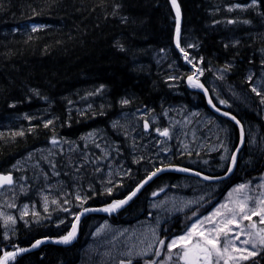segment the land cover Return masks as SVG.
Instances as JSON below:
<instances>
[{
    "label": "trees",
    "instance_id": "obj_1",
    "mask_svg": "<svg viewBox=\"0 0 264 264\" xmlns=\"http://www.w3.org/2000/svg\"><path fill=\"white\" fill-rule=\"evenodd\" d=\"M178 3L183 17L182 45L197 46L188 49L190 58L203 57L204 67L211 69L232 64L222 82L243 90L250 99V106L248 110L236 105V113L234 109L219 107L217 99L213 101L223 111L236 115L245 128L253 125V121L258 122L264 135V122L261 115H257L259 98L251 93L245 80L248 71L258 70L264 58V18L253 11L241 15L230 13L217 0H178ZM117 4L119 12L113 16V7ZM121 17H127V21L122 22ZM228 19L237 22L227 24ZM245 19L251 23L244 24ZM31 23L43 27L33 33ZM174 29V12L169 0H0V131L3 133L0 173L8 172L28 152L51 145L52 132L43 128L42 120L37 117L57 118L54 127L58 137L78 138L101 128L109 140L120 144L123 139L116 132L121 127L114 129L111 124L120 121L125 112H136L132 108H152L158 115L175 106L208 109L205 98L187 87L186 77L192 68L175 49ZM237 40L239 43L233 46ZM117 43L125 50L120 51ZM162 48L164 53L168 52L169 62L165 64L156 57ZM169 63L171 68L167 67ZM172 75L182 78L169 81ZM100 85H104L102 93L88 95ZM32 89L40 95H34ZM123 98L131 103L122 106L119 101ZM11 104L15 107H10ZM25 115L33 119L26 120ZM228 123L238 144V129L234 123ZM5 125L11 129L6 131ZM20 130L24 131V136H12ZM138 153L146 156L143 151ZM249 159L251 164L245 165L248 173L249 169L264 167L263 154L257 152L246 160ZM175 160L179 166L204 170L202 158ZM76 174L84 176V192L89 183L96 189V195L90 199L91 207H101L116 197L100 195L97 180L89 171ZM143 175L139 172L136 180ZM175 177L164 174L148 184L127 207L126 221L145 213L149 191ZM135 182H125L124 188ZM87 221L89 218L81 223L80 239L72 246L46 243L20 255L15 264H76ZM178 222L180 219L170 227L180 230L182 226ZM33 224L26 228L20 223L16 235L8 242L2 240L0 232V246L8 245L6 250H12L13 243L28 247L34 239L57 237L67 229L56 227L54 218ZM173 229L169 235L174 234Z\"/></svg>",
    "mask_w": 264,
    "mask_h": 264
},
{
    "label": "snow or ice",
    "instance_id": "obj_2",
    "mask_svg": "<svg viewBox=\"0 0 264 264\" xmlns=\"http://www.w3.org/2000/svg\"><path fill=\"white\" fill-rule=\"evenodd\" d=\"M171 8L174 12V37L173 43L175 49L178 50L182 59L192 66V71L186 77L187 86L191 89L202 92L207 97V103L222 116L228 118L234 123L238 129V145L233 149L227 147L226 141L229 139V130L227 127L220 130L225 134L221 139L217 136V140L220 141L219 148L223 149V154L220 155V161L224 162L222 166L223 175H202L200 171H192L188 167H180L172 164L167 160L168 153L171 152L169 141L173 139V134L170 132V127H174L176 124H181V121L169 122V127L161 129L159 126L155 127L154 131L158 137L164 139H158L155 141L154 148L155 156L157 159H153L151 156L147 158V163L151 165V168L144 169V175L136 180L133 176V168L131 164H141L144 162L145 157L137 154L138 144L136 138L132 137V143L130 144L131 162L126 166L124 160H122L123 152L120 146L114 142L107 140L102 144L100 139H97L98 134L93 131L80 137L83 143V150L80 146L73 141L66 140L63 137H58L55 132L54 122L57 118H49L43 120L41 117L37 119L42 120V126L45 129H50L52 135L49 139V143L52 148L48 149V156L43 157L51 169V175L59 177L61 172L57 170V164L54 160L49 159L50 156L57 154L63 155L64 149L62 145L67 144L68 147V163L66 167L72 168L74 173H80L82 168H87L88 165L93 166V174L97 175V180L100 183V195L109 196L113 195L114 190L120 189L117 196L111 201H106L102 207H85L89 199H92L96 195V189L92 183L87 185L85 192L82 194L80 188L83 187V175H72L71 179L74 182L75 191L68 192L64 190V185L59 180L57 181L56 192L57 195L53 196V186L48 184L49 174L44 172L43 169H39V175L34 174L33 181L38 182L41 177L44 180V186L38 190L37 195L40 197L41 208L47 215L42 216L40 212L36 210L35 204H32L31 209L28 203L17 205L16 201L19 195H27L28 189L31 188V184L28 183L27 176H21L14 179L13 171H26L20 165V161L12 165V171L7 173H0V196L6 197L2 203H0V228L3 229L2 240L9 241L16 235L17 220L24 222L25 226L30 223L39 224L41 220H51L52 212H63L71 216V220L68 222V227L64 234L57 237L45 236L42 238L34 239L30 242V246L21 247L18 244L13 243L11 245L12 250H6L8 245L0 246V264H15L18 256L30 252L34 249L40 248L41 245L46 243H55L59 245H70L76 240L81 222V217L88 213H105L108 216L119 212L125 208L137 194L148 185L154 177H158L159 174L175 171L179 173H190L191 175L201 177L204 181H217L226 180L231 177L234 170L238 168V154H241V147L245 145V127L241 123V120L236 115L231 114L228 111H221V109L213 102V98L209 95V92L216 93V99L219 104L224 105L225 108H231L232 105L227 100L221 99L217 91L215 80L223 81L226 74L229 73L233 67L232 64L225 63L221 68L217 69L213 73L214 80L206 87L207 82H201V77L204 76V72L212 71L211 68H202L198 65L203 64V57L190 58V54L186 49L197 47L193 43H184L181 41V7L178 0H169ZM264 0H245L244 3H233L226 7V11L233 12L234 10H240L246 12L252 10L256 16L264 18ZM120 5H114L112 15L116 16L119 12ZM122 22L127 21V17L120 18ZM237 21L235 19H228L227 24H234ZM244 24H250L251 21L245 19L242 21ZM220 23V21H216ZM31 31L33 33L40 30L43 26L38 24H32ZM239 41H234L233 46H236ZM120 51H124L123 45L117 43L116 45ZM225 48L228 44L224 45ZM162 53L165 49L160 50ZM249 63H252L250 60ZM172 67V65H170ZM256 73L252 70L248 71L245 77L246 82L250 85L251 93H254L258 97L257 115L264 113V58L260 60L259 77L253 84V77ZM182 77L169 76L168 80H178ZM104 90V85H100L94 92H90L88 95H99ZM34 95L39 96V92L35 89L31 90ZM235 96V93H233ZM46 99V98H43ZM71 103V102H69ZM122 106H127L131 101L127 98H123L119 101ZM10 107H15V104H11ZM91 107V105H89ZM103 107V106H101ZM256 111V109H253ZM83 115V113H80ZM103 114V112H101ZM163 116H168V110H165ZM191 115H199V113H192ZM24 119L31 121L33 117L25 115ZM143 119V117H141ZM153 124L157 123L156 118H153ZM187 120L183 121L181 126L186 125ZM112 127H124L120 124L119 120L112 122ZM149 121L143 120L142 129L143 132L149 131ZM217 127H220L217 125ZM31 131V129H29ZM24 131L12 133V136H24ZM125 138H128V133L125 131ZM249 143L254 144L255 138L251 135V129H249ZM187 135V133H185ZM3 133H0V137ZM178 144H182L185 150L188 149V144L181 141H177ZM90 146L99 150V155L90 152ZM143 147H147L144 145ZM79 153L80 159L73 161L72 154ZM161 153L163 158H161ZM177 153H173L176 155ZM181 155H191V151L181 152ZM197 155L199 153L197 152ZM32 158V154L29 153L28 159ZM208 163L207 160L204 161ZM243 164H251V159L243 160L241 154V166ZM39 168L37 164L35 166ZM137 173L140 169L135 170ZM103 173V175H99ZM68 176L69 173L65 171L63 173ZM131 178L136 182L130 185L127 189L124 188L125 179ZM255 179V178H254ZM162 192H165V187H160L158 190L151 193L152 197L159 196ZM91 193V195H89ZM68 196H72V199H68ZM204 197L201 196L195 206L192 201L182 202L177 205L176 201L169 202L167 199H162L158 203H153V208H164L165 205L171 203V207L175 211L183 212L185 208H191L192 222L183 230L179 235L169 236L167 235V228L164 229L165 235L162 237L159 231L161 224L160 217L156 218L155 226H148V228L137 235L135 231L130 234L127 229L116 233L112 232L109 239L110 243H115V240L119 237H125L121 242L120 248L117 250V254L114 257L116 264H244V262L261 255L264 253V174H262L258 182L253 183V180L241 181L227 191L226 196L222 202H217L213 208L205 215L198 216L200 207H203L201 201ZM17 209L19 215H13L11 212H5L4 208ZM50 207L52 212L49 211ZM72 208H77L79 211L73 212ZM167 210V209H166ZM151 215V214H149ZM32 217L29 221L26 217ZM253 217H258V221H254ZM247 221L248 223H245ZM63 218H57L55 222L56 227L65 224ZM111 226L105 221L104 224L98 226L95 229L94 236H100L108 231ZM127 234V235H126ZM167 241V243H166ZM163 257V259H161ZM264 259V257H262ZM253 264L258 262L253 261Z\"/></svg>",
    "mask_w": 264,
    "mask_h": 264
},
{
    "label": "rangeland",
    "instance_id": "obj_3",
    "mask_svg": "<svg viewBox=\"0 0 264 264\" xmlns=\"http://www.w3.org/2000/svg\"><path fill=\"white\" fill-rule=\"evenodd\" d=\"M239 1L240 0H233V3H241ZM164 58H165L164 52L158 53V55H157L158 60L162 61ZM167 67L171 68L170 64ZM172 76H174V75H172ZM205 78L209 79L207 76H205ZM219 81L220 80L215 81V85H216V87H218L217 90H218L219 96H220V98L223 97L225 100L228 101L229 104L232 105V107H231L232 110L233 109H234V111L236 110V105H242V106H245L246 108L249 109L250 99L247 95L243 94L244 93L243 90H238L231 85H230L231 87H229L228 85L225 86L223 82H222V85H220ZM210 83H211V80L209 79V84ZM206 87H208V86H206ZM189 92L193 93L192 91H189ZM210 92H209V95L211 96ZM233 93H235V96L233 95ZM201 95L205 98V103H207V98L203 95V93ZM213 95L216 97V94H213ZM247 103H248V105H247ZM136 112L137 113L134 112V114H130V113L125 112L124 115L121 116L120 123L124 127H121V129L117 130L116 133H117V135H119L123 139L124 143L121 142L120 144H117V145L120 146V149L123 152V155L128 156V159L130 158V161H131V156L129 155L131 148L129 146L132 143V137H135L136 142L138 144L137 154H139L138 151L140 150V151H143L144 154L146 155L144 162H147V158L149 156H151L153 159H157V157L154 154L156 151V149L154 148V144H155V141H157L158 139H164V138L159 137L158 139H151L149 142H146V140H148V139L146 138V136L143 135V133H142L143 130L141 127L142 126L141 123H142L143 119L140 120L141 119L140 112L139 111H136ZM192 113H196V112L192 111L191 109L184 110L183 108L178 107L177 109L169 111L167 117L163 116V114L157 115L156 120L157 119H159V120H157V123L154 125H157L160 128L162 126L169 127L170 121L173 123L175 121H181V124H183V121H185V120L188 121V123L186 125L181 126V124H176L174 127H170V132H172V134H173V139L171 141H169L168 143H169V146L171 147L172 150H171V152L168 153L167 160L172 159L173 153L176 151L180 154L181 152L190 151V149H192V148L194 150H198L200 152L204 151L205 153H207L208 149L211 146H213L217 142H219V140H217V136H220L221 139L224 138L225 134L222 131H220V129L224 128V126L228 128L229 138L231 137V134H230L231 127L229 126V123L226 124L222 121H219V120L217 121L218 118H216V117L215 118L212 117V119H210L207 116L201 117L200 114L199 115H191ZM149 117L150 116H146L145 118L149 121L150 124L153 125V123H152L153 119L151 117L150 118ZM213 121H217L218 124L213 123ZM253 122H254V124H258V122H255V121H253ZM254 124L248 125V127H246L247 133H248V139L246 140V143H247V141H249V135H250L249 129H251V135L254 136V138H255V143L252 144L250 151L247 150L246 151L247 153H243V155H242L243 160H246L251 155L254 156L255 151L256 152L260 151V148L262 146H264V137L262 135V132L257 127V125H254ZM217 125H219V126L221 125V126L217 127ZM10 129H11V127H7L5 125L6 131H9ZM125 131H127V133H128L127 139L125 138V134H124ZM95 132L98 134L97 139H100L101 137H103V139H100V142L102 144L104 143L105 140H107L109 142H114V141L109 140V138H107V136L102 133V132H104V131H102V129L95 131ZM138 132L141 133V136L139 135ZM185 133H187V135H185ZM64 138L66 140L75 142L76 144H78L80 146V149L83 150L84 141H82L81 139H78V138L71 139L68 137H64ZM231 139H233V138L231 137ZM178 140L183 142V143H187L188 149L185 150L183 148L182 144H178L177 143ZM144 145H146L147 147L146 148L143 147ZM62 147L64 149L63 155L57 154L55 156L48 157L49 159L54 160L56 162L58 171L61 172V169H63V172H61V175L59 177H54L51 175V169L49 167V164L45 159H43V157L48 156V149L52 148V145H49L45 148H41L39 150L33 151V152H31V154H32L31 159H28V156H25L20 161V165L22 166V168L26 169V171H19L20 175L17 178H19L21 176H27L28 177V183L31 184V188L28 189L27 195H19L17 201L21 197H30V196L32 198L37 197L38 190L41 189L45 183L43 180V177H41L38 182L33 181L34 174L39 175V169H43L44 172L49 174L48 184L53 186V192H52L53 196L57 195L56 186H57L58 180L60 182H62V184L64 185V190H66L68 192L75 191L74 182L71 179V176L77 175V174L73 172L72 168L66 167V165L68 163V156H69L68 147L69 146L67 144H64V145H62ZM214 148L216 150H218L219 145L216 144L214 146ZM89 151L95 153V155L100 154L98 149H94L92 147L89 148ZM122 158L124 160V157H122ZM161 158H163L162 153H161ZM79 159H80L79 153H73L72 154V160L73 161H76ZM142 163L141 164H132L135 167V168H133V176L139 174L135 171L137 168L140 169V174L141 173L145 174L144 173L145 168H151V165H149L148 163L144 167L143 166L140 167L142 165ZM37 164L39 165V168L35 167ZM245 165L246 164H243L241 166L240 162H239V165L237 168L236 178H235L234 182H232V184L230 185L228 190H230V188L232 186H234L236 183H239L241 181L253 180V183L258 182V180L262 174H252L251 173L252 169H249L250 173L246 172L248 170H245L246 169ZM92 169H93V166L88 165L87 168H82L80 173H83V172L85 173V171H89L92 175H94L92 172ZM221 169H222V167H221ZM257 169H255V171ZM65 171H67L69 173L68 176H64L63 173ZM95 178L97 180V176H95ZM67 179H69V180H67ZM128 179L131 180V178H128ZM98 183L99 182L97 180V184ZM192 186H194L193 189L189 188ZM206 186H209V187H206ZM184 187H186L185 189L187 191L193 192L194 196L187 197L184 195L181 196V195H176V194H168L163 199H167L169 202L174 200V201H176L177 205H179L182 202L192 201L195 206L199 207V205L196 204V201L201 196H203L204 200L201 201V203L204 204L208 200H209V202H208V205H206L207 207L205 206L206 207L205 211L200 213L198 216H202V215L207 214L218 201L222 202L223 198L226 196L227 191H228V190L226 192L223 191L224 185L210 186V185H206V184H202V183H197L196 181H194L193 179H190V178H188V180L185 181ZM67 198L71 200L72 196H68ZM4 199H6V197L0 196V203H2ZM17 201H16V203H17ZM28 204H29L30 209H31L32 204H35L36 210L39 211V205L37 203L28 202ZM3 210L5 212H11L13 215H16V216L19 215L18 210L16 213L13 212V210L15 211V209H8L5 207ZM155 210L160 211V214L156 215V218L160 217V219L162 221L160 224V227H159L160 233L162 232L163 224L170 217H176L178 215L183 214V215H186V217H185L186 219L188 218L190 220V223L192 222V219H195L194 217L190 216L191 211H192L191 208H185V210L183 212L175 211L172 209L171 203L165 205L164 208H155ZM162 217H164V218H162ZM258 219H259L258 217H253L254 221H258ZM155 221H156V219L148 220V221L141 222L137 225H134L132 227L121 228V229L111 227L108 231H106V233H104L100 236H94V233H93L90 241L86 243V245L82 251V257H81V260L78 264H116L114 257L116 256L117 250L120 248L121 242L125 239V237H119L118 239L115 240L114 244L110 243L109 239L107 237L110 236L113 231L118 233L119 231H122L124 229L128 230L127 234H130L133 231H135L137 233V235H140L142 232H144L148 228V226H155ZM104 223L105 222L99 224L98 226H100ZM245 223H248V222L245 221ZM182 232H183V230H182ZM161 259H163V257H161Z\"/></svg>",
    "mask_w": 264,
    "mask_h": 264
},
{
    "label": "bare ground",
    "instance_id": "obj_4",
    "mask_svg": "<svg viewBox=\"0 0 264 264\" xmlns=\"http://www.w3.org/2000/svg\"><path fill=\"white\" fill-rule=\"evenodd\" d=\"M182 16H181V29H182ZM157 57V56H156ZM191 57V56H190ZM195 58V57H194ZM191 68H192V66L191 65H189ZM255 72V71H254ZM201 82H207L206 83V86H209V79H207V78H205V77H203L202 79H201ZM188 87V86H187ZM189 88V87H188ZM190 90H192V91H194V92H197V93H199V94H202V92H199L198 90H194V89H191V88H189ZM212 96H214L213 94H212ZM211 96V97H212ZM207 98V97H206ZM213 99H215L216 100V97L214 96V97H212ZM214 102V101H213ZM239 102V101H238ZM215 103V102H214ZM216 104V103H215ZM219 104V103H218ZM217 104V105H218ZM183 108L184 110H189V109H191L192 111H195V112H197L199 109L200 110H203L204 108H197V107H185V106H175V107H172V108H170V109H168V112L169 111H172V110H174V109H177V108ZM207 107H209L210 108V105L207 103ZM167 109V108H166ZM222 110V109H221ZM249 110V109H248ZM227 111V110H226ZM188 112V111H187ZM127 113H130V114H134V112H127ZM135 113H137V112H135ZM212 114H213V116L212 117H216V118H218L217 119V121L219 120V121H222V122H224V123H226L227 124V122H231L228 118H226V117H224V116H222V115H220V114H217L216 112H214L213 110H212ZM124 115V114H123ZM140 115H141V117H143V120L144 119H146L145 117L146 116H150L152 119L153 118H157V115L158 114H156L155 112H153L152 110H150V111H148V112H146V113H143V114H141L140 113ZM149 117V118H150ZM202 117V116H201ZM205 117V116H204ZM199 119V118H198ZM140 120H142V119H140ZM157 120H159V119H157ZM232 123V122H231ZM141 124H143V121H142V123ZM150 124V123H149ZM220 124V123H219ZM112 125V124H111ZM225 125V124H224ZM221 126V125H220ZM142 127V126H141ZM150 127H153L152 128V132H155L154 131V129H155V127H157V125H152V124H150ZM225 127V126H224ZM113 128V127H112ZM164 128V126H162L161 127V129H163ZM143 130V129H142ZM139 133V132H138ZM142 133H143V135L144 136H146V138L148 139V140H146V142H149L150 141V132L148 131L147 133H144L143 131H142ZM139 135L141 136V133H139ZM145 139V138H144ZM150 145V144H149ZM92 151V150H91ZM197 152L199 153V155H197ZM202 154H205V152L204 151H202V152H200V151H198V150H194V153H191V155H195L196 157H199L200 155H202ZM184 156H189V155H187V154H183ZM262 156V155H261ZM193 167V166H192ZM200 167V166H199ZM61 168V167H60ZM201 168V167H200ZM84 173V172H83ZM202 184H204V183H202ZM148 187V186H147ZM117 190V189H116ZM115 193V192H114ZM128 213V212H127ZM131 215V214H130ZM15 240V239H14ZM18 258V257H17Z\"/></svg>",
    "mask_w": 264,
    "mask_h": 264
},
{
    "label": "flooded vegetation",
    "instance_id": "obj_5",
    "mask_svg": "<svg viewBox=\"0 0 264 264\" xmlns=\"http://www.w3.org/2000/svg\"><path fill=\"white\" fill-rule=\"evenodd\" d=\"M153 133H155V132H153ZM150 136H151V134H150ZM145 165H146V164H144L143 167H144ZM259 264H264V259L261 260V261L259 262Z\"/></svg>",
    "mask_w": 264,
    "mask_h": 264
},
{
    "label": "water",
    "instance_id": "obj_6",
    "mask_svg": "<svg viewBox=\"0 0 264 264\" xmlns=\"http://www.w3.org/2000/svg\"><path fill=\"white\" fill-rule=\"evenodd\" d=\"M210 109L213 110L214 112H216L217 114H220L219 112L215 111L211 106ZM221 115V114H220ZM194 176V175H193ZM197 177V176H196ZM201 178V177H200Z\"/></svg>",
    "mask_w": 264,
    "mask_h": 264
}]
</instances>
